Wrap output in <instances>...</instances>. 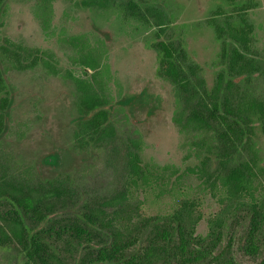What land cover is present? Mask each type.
Here are the masks:
<instances>
[{"label":"trees","instance_id":"1","mask_svg":"<svg viewBox=\"0 0 264 264\" xmlns=\"http://www.w3.org/2000/svg\"><path fill=\"white\" fill-rule=\"evenodd\" d=\"M217 1L203 21L219 45L210 85L158 1L146 0L145 11L141 0L127 3L131 15L146 16L156 73L173 88L172 121L188 148L183 168L144 160L142 140L113 120L102 82L70 72L77 88L71 148L22 152L28 134L14 131L5 74L40 66L57 75L59 68L54 54L1 46L0 250L15 264H264V48L250 18L260 3ZM77 63L84 71L95 67L91 53ZM102 154L111 159L114 184L88 193L87 166ZM185 176L219 204L205 234L196 233L202 215L194 200L167 214L141 210L139 193L161 182L160 190L170 191Z\"/></svg>","mask_w":264,"mask_h":264},{"label":"rangeland","instance_id":"2","mask_svg":"<svg viewBox=\"0 0 264 264\" xmlns=\"http://www.w3.org/2000/svg\"><path fill=\"white\" fill-rule=\"evenodd\" d=\"M82 1L86 0H52L51 20L46 29L36 12L35 1L9 2L4 25L5 36L51 51L59 68L57 75L50 74L40 66L32 71L9 70L7 73L14 94V131L17 134L21 129L28 134V138L20 145V150L25 154H35L52 146L71 148L75 89L64 73L65 70H70L76 77L84 80L91 73L88 70L86 73L83 66L76 62L77 54L68 43L70 37L80 36L87 47L93 48L100 57L98 79L111 99L113 120L122 130L133 132L142 140L143 159L160 165L185 167L188 162L184 160L188 151L186 139L172 121L176 108L173 88L157 77L155 54L145 46V34L132 32L130 26L120 29L112 11H95L93 7L84 4L80 6L79 2ZM141 1V4H146V0ZM156 1L171 14L173 33H184L186 47L203 67L204 76L210 85L214 77L213 62L219 45L211 28L204 25L203 21L211 14L218 1ZM258 2L260 5L251 11L250 18L255 25L256 45L264 48V0ZM96 24L111 27L114 30L112 38L103 40L91 28ZM147 29L149 36L150 29ZM142 89L152 104L131 112L123 99L125 95ZM147 108H151L150 113H146ZM110 161L107 154L89 161L85 180L88 193L102 192L113 186L115 171ZM198 183L185 176L167 192L160 190V187H164L162 182L159 187L153 183L147 191L139 193L141 210L146 215L167 214L183 199L194 200L202 215L196 225V233L205 234L206 220L218 211L219 204ZM0 264L15 262L9 252L0 250Z\"/></svg>","mask_w":264,"mask_h":264},{"label":"flooded vegetation","instance_id":"3","mask_svg":"<svg viewBox=\"0 0 264 264\" xmlns=\"http://www.w3.org/2000/svg\"><path fill=\"white\" fill-rule=\"evenodd\" d=\"M36 2V12H38L39 17L41 19V22L43 24V27L46 29L48 22H50L51 18H50V12H51V3L52 0H33ZM115 2L112 3L110 6H108L107 8L100 4L101 0H95V4L93 7V9L95 11H98L100 9H105V10H110L113 13L114 18L116 19V23L118 26H120L119 28L122 29L125 26H130L132 32L134 33H144L145 34V40H144V44L145 46H147L149 49H151L154 54H155V61H156V71H157V67H158V58H157V53L156 51H154V49H152L149 45H148V23L146 21V16H141L140 18H137L133 15H131L130 9L127 6V3L129 0H114ZM137 1V0H136ZM10 0H0V53L3 50V48H1V46H7L10 49H14V50H18V46H24L26 47L28 50H30L31 52H34V50H39L40 54L41 53H45L46 54H52L51 51L44 49V48H40L38 46H30L27 45L26 43L22 42V41H15L12 38H9L7 36H5L4 34V25H5V17L7 15L8 12V5H9ZM83 2V1H82ZM82 2H79L80 6L83 4ZM103 3V2H102ZM140 9L142 11H145L146 7L143 4L140 5ZM95 32H97V34L103 38V40L107 41L108 39L112 38V34L114 33V30L111 27H105L103 25H92L91 27ZM102 40V41H103ZM69 45H71L72 49L74 50V52L77 54L76 55V62H78L79 59H81V57H85L87 56V54H92V58H94L95 61V67H93V69H88L86 68L85 71L87 73L88 71H91L89 77L85 80L90 79L93 83H95L96 79H98V68H99V59L100 57L98 56V54H96V52L94 51L93 48H89L86 45V42L80 37H70L68 40ZM11 44L17 45V47L12 46ZM186 49L188 50V47H186ZM189 51V50H188ZM190 54V52H189ZM191 56V54H190ZM58 65V64H57ZM35 68H25V69H8L5 77L7 79V82L10 83L8 81V77H7V73L9 70H15L18 72H25V71H32ZM84 69V68H83ZM70 72L72 75H74L70 70H65V76L67 79H69L74 86L75 89V99L73 101V105L74 107H76V91L77 88L75 86V82L69 78L67 76V73ZM89 74V73H88ZM157 75V73H156ZM75 76V75H74ZM76 77V76H75ZM158 78L162 79L161 77H159L157 75ZM80 78V77H78ZM82 80H84V78H81ZM164 80V79H162ZM166 81V80H164ZM167 82V81H166ZM11 87V86H10ZM11 92V94L13 95L14 98V94H13V90L12 88H9ZM146 92L142 89L137 93H131V94H127L124 97V101L126 105L129 106V110L131 112H133V109H142L145 108L146 106H148L149 104H152L149 99L147 98L148 96L145 94ZM175 99V98H174ZM176 102V101H175ZM13 104V103H12ZM75 115H76V108H75ZM74 117L72 118L71 122L73 123ZM71 136H72V131H71Z\"/></svg>","mask_w":264,"mask_h":264}]
</instances>
